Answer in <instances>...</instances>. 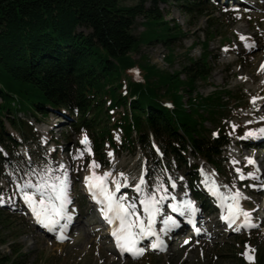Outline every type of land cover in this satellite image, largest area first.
<instances>
[{
	"label": "trees",
	"instance_id": "obj_1",
	"mask_svg": "<svg viewBox=\"0 0 264 264\" xmlns=\"http://www.w3.org/2000/svg\"><path fill=\"white\" fill-rule=\"evenodd\" d=\"M167 1L0 0V171L17 173L13 151H17L20 142L6 125L15 131L23 124L16 118L10 121L7 114L25 105L26 112L38 116H45V109L68 116L67 110L71 111L77 116L75 131L89 132L95 152L107 146L133 152V142H141L152 179L160 176L170 153L177 164L185 163L178 149L185 150L186 146L220 169L219 149L228 133L209 136L202 123L206 120L204 115L212 123L218 116H227L229 100L224 96L228 97L229 92L216 91L206 98L193 95L196 84L206 82L210 75L207 43L211 36L207 34L201 57L187 58L188 64L180 72H163L148 66V58L142 54L138 60L132 58L140 54L142 46L158 41L168 50L166 60L172 59L170 46L180 36L179 30L163 23L157 9L159 3ZM199 1L185 8L194 6L204 12ZM139 17L144 20L140 25L145 31L135 35ZM134 70L140 80L132 82L130 74ZM130 97L134 99L128 100ZM127 103L128 114L121 117L117 126L124 137L116 145L111 136L113 130L96 127L108 122L112 107H125ZM106 104L109 107L104 108ZM88 114L90 118H86ZM133 131L135 137H131ZM149 133L162 156L152 152ZM20 134L27 139L22 131ZM29 154L27 161L41 155ZM190 170L193 177L196 171L194 167ZM11 259L3 256L0 264ZM255 264H264V250Z\"/></svg>",
	"mask_w": 264,
	"mask_h": 264
},
{
	"label": "rangeland",
	"instance_id": "obj_2",
	"mask_svg": "<svg viewBox=\"0 0 264 264\" xmlns=\"http://www.w3.org/2000/svg\"><path fill=\"white\" fill-rule=\"evenodd\" d=\"M187 3V0H168L166 3L157 5L162 22L170 28L177 26L179 30L180 36L174 39L170 46L173 51L172 59L170 61L166 60L168 50L162 42L158 41L142 46L140 54H134L132 58L138 60L142 54L148 58V66H154L157 70L163 72H180L181 67L188 64L187 58L197 60L201 57L207 34L211 36L207 43L210 75L206 82L196 84L193 95L197 94L206 98L216 91L222 93L227 91L229 97H242L241 102L229 106L230 109L235 110V116L233 115L229 120L212 123L210 119L207 120V115H204L206 120H203L202 123L203 127L210 133L219 129L221 131H232V126L235 125L237 129L235 131L238 134L234 137L232 143L223 149L222 158H227V160L224 163V173L222 175L219 176L214 173L210 166L194 156L189 149L181 152L186 157L187 164L183 166L182 170L178 171L173 168V171L178 172L179 180L182 181V188L187 186V167L191 165L197 167L200 176L199 181L203 179L201 175V170H203V173L208 177L213 176L216 185L221 186L224 192L233 189L234 192L238 190L243 193L247 199L241 200L243 204L240 203V206L250 212L252 222L256 227L248 228L237 236L227 235L222 232L221 227H216L214 223L211 224L208 219V226H206L208 227L207 238L196 241L186 240L188 241L187 244L185 241L174 244L167 253L145 254L140 261L132 262L115 258L106 241L99 239V235L93 233L94 227L82 225L78 229L79 232L68 241L57 242L36 232L17 211L5 209L3 215L0 216V259L3 256L12 259L10 262L3 264H11L15 261L21 264H255V259L264 250V204H261L264 202H262L261 197L248 190L247 184L241 186L238 184L239 178L235 169L239 166L231 163V161H241L245 157L256 159L261 157L259 152V155H257L256 152L245 150L248 149L246 146H243L244 150L238 147V152L234 143L241 135L244 136L246 131L264 127V121L259 120L260 116H264V106L259 107L264 94V68H261V65L264 64V7H260L259 10L255 11L230 14L226 9L213 7L215 4L211 2L209 6L207 5L209 8L203 14L198 15L197 12L191 13L181 6H185ZM148 6L149 4L146 5V7ZM209 20H211L210 23H208ZM143 21L141 17L136 19L138 25L134 32L135 35L145 31V27L140 25ZM210 25L212 26L211 31L209 29ZM242 36L246 39L241 40L240 37ZM245 43L254 44L255 50L245 48ZM180 77L183 78V76ZM136 80H139L137 75H130V81ZM253 97L258 99L253 102ZM7 103L12 105L9 101ZM183 103H186V99H183ZM107 107L106 104L104 108ZM19 111L16 115L21 123L23 122V126L21 125L20 130L15 131H17V135L22 131L28 138V143H22V139L18 138L20 142L17 149L19 156L23 161H27L28 156H30L29 153H34L39 148V144L41 155L35 159L38 163L35 166L40 168L46 161L52 162L54 167L64 163L70 169L71 204L74 202L73 198H77L78 195L81 197L78 193L80 186H76L77 192L74 191L73 187L81 180L91 160H95L101 165L96 170L98 173L106 170H112L113 175L123 172L128 176L129 182L134 180L133 182L136 183L142 169L146 172L147 161L144 153L141 152L139 143L135 144L134 153H118L116 152L118 148H114L115 152L112 149H101L100 155L94 152H92V155L85 153L82 159L74 160L73 156L76 155L77 150L83 148L80 141L86 135V132L77 134L78 132L69 127L68 124L60 127V134H55V137L53 132H49L51 125L64 124V119L67 118L65 113L63 117L58 116V120H55L54 113H49L45 121L38 122L26 112V105ZM123 113H126V109L112 108V119H108L105 126L111 127L114 120H118V117ZM102 114L100 117L102 121H105ZM230 114L231 110H229ZM90 117V114L86 116V118ZM71 121H73L72 118ZM248 121H251V123H247ZM100 123L97 128L104 126L103 122ZM6 126L11 133H15L12 128ZM30 129L33 133L30 132ZM112 135L116 143H119L122 137L121 130L114 129ZM47 138L53 140L60 147L54 154H52V151H54L53 145L46 142ZM252 140L255 141V139ZM41 145L45 147L46 152ZM90 146L92 148L91 142ZM109 152L112 153L111 157L108 156ZM170 162L174 166L172 158H170ZM26 172L25 165L18 169L17 173L0 171V192L11 198L10 206L15 205L14 198L20 200L14 181L23 183L24 179H29L25 174ZM213 173L214 175H212ZM69 212L71 213V210ZM17 247H19V250H15ZM246 252L251 259L245 257Z\"/></svg>",
	"mask_w": 264,
	"mask_h": 264
},
{
	"label": "snow or ice",
	"instance_id": "obj_3",
	"mask_svg": "<svg viewBox=\"0 0 264 264\" xmlns=\"http://www.w3.org/2000/svg\"><path fill=\"white\" fill-rule=\"evenodd\" d=\"M245 40V37H240ZM245 48L251 49L254 44L245 43ZM264 68V64L261 65ZM253 102L258 99L253 97ZM260 121H264V116L259 117ZM247 123H251L248 121ZM235 125L232 126L235 131ZM215 136L216 133H213ZM240 139H261L264 138V127H259L255 130H249L244 133ZM83 146L78 149L74 160L82 159L84 154L92 155V149L88 137L85 135L80 141ZM111 157L112 153L109 152ZM247 165L255 166V161L251 157H245ZM235 164L238 161L232 160ZM89 174L84 177V185L88 191L90 198L99 206L98 210L104 221L111 228V236L114 240L115 247L123 256L127 253L133 260L138 259L145 252V247H140L142 240L153 237L151 248L163 251L165 248L161 235H167L175 228H179L180 224L172 216L165 215L160 221L162 227L158 230L154 227L157 223V217L162 213V206L165 201L171 200L167 207L172 212L179 214L182 217H187V222L192 224L193 216L197 209L191 200L184 199L177 202L175 195L169 192V188L165 183L156 178V182L148 185L145 180L144 170H141L138 180L133 187L136 193L135 199H127L125 195H117L122 187L129 186V178L123 173L113 175L112 170H106L98 173L96 170L101 165L95 160L88 163ZM70 169L64 163L53 166L52 162L46 161L40 168H30L25 173L29 179H24L23 183H15L16 191L19 193L20 199L30 209L36 224L45 228L49 232H56L57 240L64 239V232L67 230V225L71 222L68 206L72 203L70 198L71 181L69 179ZM237 177L240 180L245 179V175L240 168L235 169ZM258 171V170H256ZM203 177L201 183L204 184L206 190L217 201L222 210L221 220L225 221L229 228L237 225L234 229L239 231L243 228H253L256 225L252 222L249 211L240 207V201L247 199L240 191L231 192L228 194L221 193L216 185L215 180H210L207 175L201 170ZM214 175V173L212 174ZM248 178L259 180V176L255 171L247 173ZM183 179V178H181ZM167 184L171 189L176 188V183L172 177H168ZM111 185V187H110ZM256 187V185H250ZM264 187V185H261ZM235 187V185H233ZM187 193H185V196ZM5 203V200L0 196V204ZM139 203V210L137 208ZM142 212V214H141ZM242 218V219H241ZM63 221V223H61ZM200 229L196 232L199 234ZM187 244L188 241H185ZM247 248V246H246ZM247 259H251L247 252Z\"/></svg>",
	"mask_w": 264,
	"mask_h": 264
},
{
	"label": "bare ground",
	"instance_id": "obj_4",
	"mask_svg": "<svg viewBox=\"0 0 264 264\" xmlns=\"http://www.w3.org/2000/svg\"><path fill=\"white\" fill-rule=\"evenodd\" d=\"M261 110H262V109H261ZM256 111H257V110H256ZM52 113H53V112H52ZM54 114L57 115V116H60V117H63V116H64V114H61V115H60V114H56V113H54ZM66 116L68 117V115H66ZM7 129H8V128H7ZM117 129L121 130V128H117ZM121 132H122V130H121ZM12 134H14V135L16 136L17 140H18L17 135H16L14 132H13ZM113 139L115 140L114 137H113ZM263 139H264V138H261V139H259V141H262ZM17 149H18V148H17ZM255 150H256V148H250V149H249L250 152H251V151L253 152V151H255ZM17 151H18V150H17ZM88 174H89V172L87 171V175H88ZM209 179H210V180H213L212 177H209ZM202 188H203V190H204L205 187L202 185ZM123 189H124V188L122 187L121 190H123ZM205 189H206V188H205ZM79 193H80L81 197H82L83 194H84V193L81 192V191H80ZM4 200H5V203H6V202H7V203L9 202V200H7L6 198H5ZM69 210H70V209H69ZM70 215H71L72 218H73V215H72L71 213H70ZM177 216H178V217H182V216H180L179 214H178ZM73 219H74V218H73ZM62 222H63V221H61V223H62ZM208 222H209V220L206 219V220H205V224H206V226H208ZM71 223H72V222H70V223L67 225V228H70L69 225H70ZM207 228H208V227H207ZM57 229H58V228H57ZM255 260H256V259H255Z\"/></svg>",
	"mask_w": 264,
	"mask_h": 264
}]
</instances>
